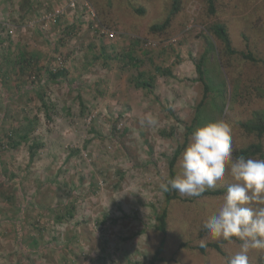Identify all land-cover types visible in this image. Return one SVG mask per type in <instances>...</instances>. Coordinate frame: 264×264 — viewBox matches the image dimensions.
<instances>
[{
    "label": "rangeland",
    "instance_id": "1",
    "mask_svg": "<svg viewBox=\"0 0 264 264\" xmlns=\"http://www.w3.org/2000/svg\"><path fill=\"white\" fill-rule=\"evenodd\" d=\"M180 2L152 32L173 0H0V264H150L160 185L204 97L201 59L212 92L199 126L228 122L233 150L258 142L240 125L264 119V0H217L214 14L207 0ZM216 22L237 54L210 33ZM140 73L150 88L136 86ZM146 113L155 126L141 125ZM232 182L226 173L221 185ZM223 196L203 210L171 204L173 262L161 264H227L216 252H176ZM262 260L249 253V264Z\"/></svg>",
    "mask_w": 264,
    "mask_h": 264
},
{
    "label": "clouds",
    "instance_id": "2",
    "mask_svg": "<svg viewBox=\"0 0 264 264\" xmlns=\"http://www.w3.org/2000/svg\"><path fill=\"white\" fill-rule=\"evenodd\" d=\"M157 118L146 113L141 125L157 124ZM230 174L223 203L217 214L204 224L213 239L240 242L239 251L227 264H249V253L264 251V159L233 156L231 125L225 120L197 127L189 136L180 156V170L160 185L163 192L175 191L181 196L200 197L206 189H215ZM200 247H206L201 240Z\"/></svg>",
    "mask_w": 264,
    "mask_h": 264
},
{
    "label": "trees",
    "instance_id": "3",
    "mask_svg": "<svg viewBox=\"0 0 264 264\" xmlns=\"http://www.w3.org/2000/svg\"><path fill=\"white\" fill-rule=\"evenodd\" d=\"M216 2L217 0H207L208 4V10L210 14H214L216 12ZM181 2L180 0H173V7L171 8V11L169 14L165 17L164 20L160 22H156L151 25L150 29L152 32H162L165 29L169 27L171 24L172 18L175 14H177L180 11V6ZM139 13H143V9H138ZM210 33L218 38L221 43H222V48L223 51L228 53L229 55L237 54L238 51L233 47L232 41L228 32V29L225 24L216 22L213 25L209 27ZM240 54L247 59L250 60H256V57L253 55V53H244L240 52ZM205 62L204 59H201L197 64V72L199 73V78L201 82L203 83L204 86V91H203V100L202 102L199 103L198 108L195 113V117L192 121L191 125H186V131L184 134V140L183 142L178 146L176 149L173 157L171 158L169 162V168H170V176L169 179H172L175 177L176 173L180 170V156L181 153L183 152L187 142L188 138L191 135V133L199 127V115L201 114L203 104L206 103L204 98H208L209 93L212 92V88L210 86V83L208 82L206 78V70L204 69ZM50 75L54 78H57L58 76L62 75V71L58 73L50 72ZM144 76L143 73L139 74V79L136 83V86L138 87H147L150 88L152 86L151 81H146L142 79ZM241 128L249 133V134H256L258 137V142L252 143L246 148H241V149H235L233 150V156L234 158L239 155H244L246 157H254L256 155L261 157H264V145L261 141V138L264 135V119L258 118L255 120H250V121H243L241 123ZM11 134V135H10ZM10 138L14 139L15 133H10ZM14 136V137H13ZM22 140H28V132L26 131L25 133L18 135ZM227 180V178H225ZM224 181V180H223ZM222 184V183H221ZM219 184L215 189H206V191L200 196V197H189V196H181L179 193L175 191H170V192H165V205L162 208L160 212L157 213L156 215V225L155 228L156 230L162 235V239L160 241V244L152 257L149 259L150 264H161L165 261L169 262L171 261L170 258H168V255L165 252V246L169 244V241L171 239V231L173 230L170 224L171 221V204L176 203L179 201L182 202H188L189 204H194L197 209H205V205L199 206V203L202 202L204 199L206 200L208 197H219L223 196L226 193L228 185H221ZM225 186V187H224ZM204 224H201L197 226V230L194 229L191 232H189L188 236L185 238H181L179 240V246L176 249V252L183 250L184 248L195 251L196 254H201V255H207L209 252H216L218 254L223 255L227 260L231 256L228 253L227 246L232 243L233 241H237L235 238L231 241H225L223 239H213L210 234L207 233V230L204 228ZM206 241V247H200V241L201 240ZM230 256V257H229ZM173 262V261H171ZM261 264H264V260H262Z\"/></svg>",
    "mask_w": 264,
    "mask_h": 264
}]
</instances>
